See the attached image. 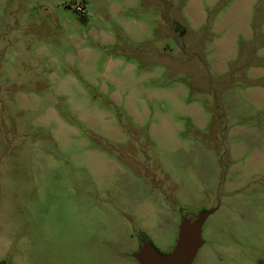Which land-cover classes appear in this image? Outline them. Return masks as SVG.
Wrapping results in <instances>:
<instances>
[{
	"label": "rangeland",
	"instance_id": "rangeland-1",
	"mask_svg": "<svg viewBox=\"0 0 264 264\" xmlns=\"http://www.w3.org/2000/svg\"><path fill=\"white\" fill-rule=\"evenodd\" d=\"M196 221L190 264H264V0H0V264Z\"/></svg>",
	"mask_w": 264,
	"mask_h": 264
},
{
	"label": "water",
	"instance_id": "water-1",
	"mask_svg": "<svg viewBox=\"0 0 264 264\" xmlns=\"http://www.w3.org/2000/svg\"><path fill=\"white\" fill-rule=\"evenodd\" d=\"M183 35V31L180 32ZM200 222L196 221L186 228H181L180 240L177 250L169 255L149 249L143 256L144 264H190L196 240L195 228Z\"/></svg>",
	"mask_w": 264,
	"mask_h": 264
},
{
	"label": "built area",
	"instance_id": "built-area-1",
	"mask_svg": "<svg viewBox=\"0 0 264 264\" xmlns=\"http://www.w3.org/2000/svg\"><path fill=\"white\" fill-rule=\"evenodd\" d=\"M76 9L79 13L84 14L86 13V7L84 5H77Z\"/></svg>",
	"mask_w": 264,
	"mask_h": 264
},
{
	"label": "trees",
	"instance_id": "trees-1",
	"mask_svg": "<svg viewBox=\"0 0 264 264\" xmlns=\"http://www.w3.org/2000/svg\"><path fill=\"white\" fill-rule=\"evenodd\" d=\"M147 242L153 245V243L150 239H147Z\"/></svg>",
	"mask_w": 264,
	"mask_h": 264
}]
</instances>
